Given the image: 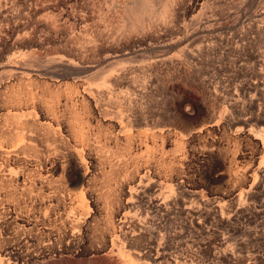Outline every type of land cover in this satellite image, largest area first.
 I'll return each mask as SVG.
<instances>
[{"label":"rangeland","instance_id":"374dc122","mask_svg":"<svg viewBox=\"0 0 264 264\" xmlns=\"http://www.w3.org/2000/svg\"><path fill=\"white\" fill-rule=\"evenodd\" d=\"M0 264H264V0H0Z\"/></svg>","mask_w":264,"mask_h":264}]
</instances>
